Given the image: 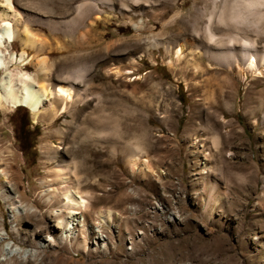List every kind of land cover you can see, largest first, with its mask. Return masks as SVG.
<instances>
[{"label": "rangeland", "instance_id": "374dc122", "mask_svg": "<svg viewBox=\"0 0 264 264\" xmlns=\"http://www.w3.org/2000/svg\"><path fill=\"white\" fill-rule=\"evenodd\" d=\"M152 1L144 13L129 0L128 11L122 0H11L15 17L0 15L16 30L1 47L14 87L21 74L68 86L65 76L78 70L89 93L66 110L59 101L48 110L44 99L39 117L0 106V264H151L148 251L167 240L170 260L152 264H264V67H234L224 96L217 83L226 72L207 70L221 67L195 34L213 0ZM231 2L242 6L224 0V13ZM240 9L248 19L257 12ZM24 21L31 46L18 34ZM135 146L145 153L131 161ZM62 159L90 178L81 186L89 219L68 231L55 228L68 209L46 206L55 185L41 187ZM215 180L227 195L207 208ZM97 210L115 219L101 228Z\"/></svg>", "mask_w": 264, "mask_h": 264}, {"label": "bare ground", "instance_id": "6f19581e", "mask_svg": "<svg viewBox=\"0 0 264 264\" xmlns=\"http://www.w3.org/2000/svg\"><path fill=\"white\" fill-rule=\"evenodd\" d=\"M110 1L112 0H100L101 3H106V4L108 3L107 5H109ZM129 1H131L133 5H136L135 6L136 9L142 12H144V10L146 11L145 8L147 9L150 8L151 3L153 2L152 0H129ZM239 1L242 5L241 7H239L238 3L231 2L229 9L230 11L228 13H224L223 12L224 0H213L212 7L209 10L208 15L204 19L205 21L204 24L200 29L198 30L195 29L196 30L195 34L197 36L202 37V45H203L202 52L204 53V55L207 56V59L208 58L212 59L213 61H215L217 65L221 67V68L211 67V68H207V70L213 69L215 70L216 73H218V75H221L224 72H226L225 74L219 77L217 83L220 93L223 94L224 96H227L228 91L230 89L232 90L233 88L232 79L230 78L229 71H232L234 67L243 65L246 69H251L255 71H257L258 69L260 70L259 68L260 66L264 67V0H239ZM0 2L1 3L4 2L6 4L4 6L1 5L0 15L2 16L6 15L8 17L12 15L14 18L16 10H13V12L9 11L10 8H12L10 4L11 0H1ZM217 4L219 5L218 7L220 8L217 9L218 11L216 12L215 7L217 6ZM121 5H123V8L125 10L127 11L131 10L130 8L131 5L126 4V0H122ZM89 6L90 7L88 11H90L91 13L95 12V18H97L99 16L98 13H100L101 10L98 8L97 4L95 3H90ZM243 7L245 9L247 8L248 10L250 9L249 11L250 13L252 10H257V12L256 14H254L253 18L251 19L245 18L242 15V10L240 9ZM260 9L262 11H258ZM26 26L27 24L25 23L23 31L17 33L19 34L20 40L23 42L24 46L26 45L31 46L32 41ZM220 27H223L226 30L223 31L222 28L220 29ZM244 27L247 30L252 29L255 33V36H248L244 31H242V28ZM230 29H232V31ZM15 35H16V30L13 28L12 24H10L9 21H5L0 24V70L5 71V74L2 75L0 78L1 107H3L4 104H8L16 108L22 106L29 109L33 113L34 117H39L41 116L42 113H44V111L46 112L47 109L52 111L55 110L53 102H58V101L61 102L62 110L63 109L66 110L69 104L76 102V96L77 97L80 95H83L84 97L88 96L89 93L86 92L87 86L83 87L82 84V82L84 81V75L82 72L78 70L73 73H68V75L65 76L66 80L68 81V86L57 85L54 86V88H51L43 84L42 82H37L35 80L30 79L28 76L26 77L24 74L23 75L21 74L17 80L19 82L18 87H14L13 76L8 72H6V66L10 58L9 56H5L4 53H2L3 51L1 50L2 49L1 47L3 46L5 47V43L12 42ZM196 55H197L196 58L197 57L200 58L199 54ZM38 63L39 65H41L42 61L40 60L38 61ZM41 67L42 69H45L43 65H41ZM222 67L226 69H224L223 71ZM44 99L49 101V108H47L46 110H44L45 108L44 109L42 108V101ZM262 103L264 102H260V104ZM263 119H264V115H263ZM103 120L104 117L97 118L98 122L100 121L102 122ZM100 132L101 131L97 133ZM212 144H214L215 146L214 149L217 152L221 151L218 149L219 140L217 137L213 138ZM143 153H145V151L142 150L141 147L135 146L129 151L127 156L129 157L128 158L129 160L134 161V159H138L140 158V156H143ZM64 162H66L65 159L58 161V168H56V170L54 171V177L52 179H46V181H44L41 184V187L55 185V189L50 187L51 192L49 193V195L46 196L47 197L45 199L46 206L49 207L55 205L60 206L61 203L63 205L62 206L63 208L68 209L69 212L68 216H64L60 214V212L57 213L59 222L55 227V228H59L62 231H68L71 230V228L74 229V225L72 221H75L74 222L75 224L76 222L79 223L81 220H86L88 218L86 217V214L88 215V213L90 212L91 209L90 203L84 197L83 194L86 192H84L81 186L85 182H89L90 178L87 175L82 176L83 175L82 172H81L82 174H80L79 171L80 164L76 160L73 161L70 159V162L69 160L67 163ZM240 170L242 173V174L239 173V175L241 174L240 178L245 180L243 174L244 172L243 167ZM89 174L91 175V173ZM93 182L94 181L89 183V185L94 186ZM225 194L227 195V190L225 188H219L218 185L216 186V180L210 183L209 196L207 199L206 207L208 208L210 204L211 205L217 204L219 198ZM96 214L98 218H102V219L104 218V221L102 220L103 224H101V228L104 227L106 224L110 225L108 222H110L111 219L112 220L115 219L114 217H111L112 215L111 210H97ZM81 215L83 216L82 219H81L82 217ZM23 216L24 217L28 216L30 218V215H28V213H26ZM37 222H42V220ZM53 228L54 226H51L49 224L43 225L40 227V230H37V232L45 231V230L49 232V230H52ZM119 229L121 230V228ZM101 231L104 230L102 229ZM37 232L35 231V235L38 234ZM89 234L90 233L86 235L85 241L80 242L81 244L86 243L87 239L91 238ZM163 243L164 244L161 248H157L155 246L151 251H148V259L146 260L150 261L151 264L158 262L162 258L170 260V244H167L170 242L167 240L164 241ZM136 252L138 253L139 251L136 250ZM160 254H162V257L160 256ZM140 262L141 260L138 257L135 259V261L132 264H140ZM125 264H129V261L125 262Z\"/></svg>", "mask_w": 264, "mask_h": 264}]
</instances>
